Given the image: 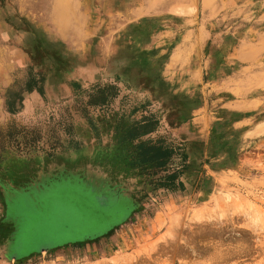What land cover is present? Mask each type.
Instances as JSON below:
<instances>
[{
    "label": "rangeland",
    "instance_id": "rangeland-1",
    "mask_svg": "<svg viewBox=\"0 0 264 264\" xmlns=\"http://www.w3.org/2000/svg\"><path fill=\"white\" fill-rule=\"evenodd\" d=\"M0 264H264V0H0Z\"/></svg>",
    "mask_w": 264,
    "mask_h": 264
},
{
    "label": "trees",
    "instance_id": "trees-1",
    "mask_svg": "<svg viewBox=\"0 0 264 264\" xmlns=\"http://www.w3.org/2000/svg\"><path fill=\"white\" fill-rule=\"evenodd\" d=\"M134 127L130 128V132L122 133L116 135L112 145L113 148H116L118 153L122 157V161L125 166L130 170H138L139 173L146 174L147 184H154V190L156 188L166 187L167 181L163 177L154 179L158 174V171L165 166V160L167 157L166 150H163L159 143H154L149 141H138L141 135L133 134ZM148 178V179H147ZM154 180V181H153ZM154 182V183H153ZM148 184V185H149Z\"/></svg>",
    "mask_w": 264,
    "mask_h": 264
},
{
    "label": "water",
    "instance_id": "water-1",
    "mask_svg": "<svg viewBox=\"0 0 264 264\" xmlns=\"http://www.w3.org/2000/svg\"><path fill=\"white\" fill-rule=\"evenodd\" d=\"M67 183H68V181H65V182L64 181H60L59 184L53 185V187H54L53 189L54 190H52V192H54L55 194L50 196V198H48L49 200L45 201V202H47V203H44V204H46V208L44 210H42V211L37 212V211H35V209L33 210V208H32V207L37 208L36 207L37 206L36 203L38 202V204H39L40 198H39V200H37L36 202H33V203L31 202V200H29L30 198H26V200H29L30 202H26V204L21 206V207L22 208H27V207L29 208V212L30 213H27L26 215H23V217L27 218L26 219V223L27 224L25 225L27 227H24V228L26 229V228L30 227L29 230H31V235H36V233H40V232L46 231L47 230V228H45L46 225L48 223H50L51 221H53L55 219L57 220V218H59V216L58 217L54 216L56 214V211L62 210L63 208L64 209H68V208H72V207L78 208L79 210H81L82 208H85L86 204L84 202V199H82L81 196H80V198H76V197H79V196L78 195H72V198H73V200H75V203L72 200L70 201V200H66L64 198L65 195H67V194L70 195L72 190H74L73 192H77L73 188H67V186H66ZM42 194H45V193H42ZM51 194H53V193H50V195ZM55 198H57V201H56ZM45 199L46 198L44 197V200ZM28 204H32V205H28ZM91 211H94V210H91ZM83 212H85V211H83ZM66 219H70V213H69L68 217L65 216L64 221H62V222L65 223ZM78 222H81V224H83L84 221H83V219H81V217H79ZM78 222L75 225H72L71 222H66V225H64V228H65L64 230H65V234H66L65 238L68 239L67 234L70 231L75 232V231L79 230L78 227H80V226H79ZM38 223H39V225L37 226ZM89 224L91 226L93 223L90 222ZM28 225H30V226H28ZM83 225L81 227H84ZM22 227H21V225H19V228H17V226H16V229L14 230L15 231L14 234H15L16 237H18L19 235L20 236L22 235V232H23V228ZM59 227H61V226H59ZM49 231H51V230H49ZM49 233L52 234V232H49ZM49 233H46V234H49ZM16 237H14V238H16ZM34 237H36V236H33V238ZM67 239H64V237H62L60 242H65V241H67ZM55 244H56L55 242L54 243H50V244L48 243L46 245H42V247L40 246V248H41L42 251H44V249H49L48 245L54 246ZM44 247H46V248H44ZM13 248L17 249V251H18L19 250L18 249L19 245L15 244Z\"/></svg>",
    "mask_w": 264,
    "mask_h": 264
},
{
    "label": "bare ground",
    "instance_id": "bare-ground-1",
    "mask_svg": "<svg viewBox=\"0 0 264 264\" xmlns=\"http://www.w3.org/2000/svg\"><path fill=\"white\" fill-rule=\"evenodd\" d=\"M29 1V0H28ZM205 1V0H204ZM23 4V3H22ZM23 11V10H22ZM216 22V21H215ZM162 25V24H161ZM64 31V30H63ZM72 31V30H71ZM59 32V31H58ZM73 32V31H72ZM68 38H69V36H68ZM134 38V37H133ZM132 38V39H133ZM131 62H133L132 60H130ZM131 67V66H130ZM14 197V196H13ZM15 198V197H14ZM12 201V200H11ZM248 237V236H247ZM250 250H252V249H250ZM249 251V250H248ZM245 254H247V253H245Z\"/></svg>",
    "mask_w": 264,
    "mask_h": 264
}]
</instances>
